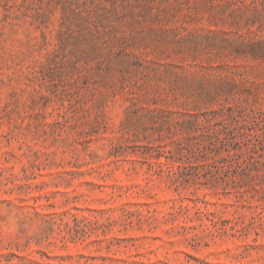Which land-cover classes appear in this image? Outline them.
Returning <instances> with one entry per match:
<instances>
[{"label":"rangeland","instance_id":"rangeland-1","mask_svg":"<svg viewBox=\"0 0 264 264\" xmlns=\"http://www.w3.org/2000/svg\"><path fill=\"white\" fill-rule=\"evenodd\" d=\"M0 264H264V0H0Z\"/></svg>","mask_w":264,"mask_h":264}]
</instances>
